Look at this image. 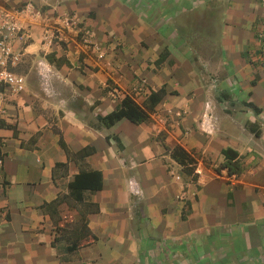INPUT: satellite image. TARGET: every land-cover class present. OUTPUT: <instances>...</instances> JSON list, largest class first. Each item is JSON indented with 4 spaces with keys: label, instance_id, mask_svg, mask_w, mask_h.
I'll list each match as a JSON object with an SVG mask.
<instances>
[{
    "label": "crops",
    "instance_id": "crops-1",
    "mask_svg": "<svg viewBox=\"0 0 264 264\" xmlns=\"http://www.w3.org/2000/svg\"><path fill=\"white\" fill-rule=\"evenodd\" d=\"M26 4L31 38L10 67L24 91L0 82V264H264V0H0ZM143 84L168 92L150 123L98 121ZM61 140L94 147L83 164L103 174L87 193L97 240L73 253L44 209L81 171ZM177 145L202 175L172 158ZM228 148L236 179L216 171Z\"/></svg>",
    "mask_w": 264,
    "mask_h": 264
},
{
    "label": "trees",
    "instance_id": "trees-1",
    "mask_svg": "<svg viewBox=\"0 0 264 264\" xmlns=\"http://www.w3.org/2000/svg\"><path fill=\"white\" fill-rule=\"evenodd\" d=\"M262 54L264 56V48ZM162 57L163 55H161V60ZM167 94L168 92L166 89L151 91L141 103H138L130 97H124L112 113L105 117H98V121L105 127H112L124 119L137 123H150L152 115L156 112L158 105ZM246 106L253 108L257 113L261 112V109L252 103L246 104ZM247 128L255 135L260 136L261 133L256 129V125L247 124ZM61 145L68 155L72 156L73 159L79 163L81 171L75 176L73 181L69 183L68 194L61 195L52 203L46 204L44 209L54 219L56 230L59 234L56 241H66L68 243L67 251L73 253L79 247L88 245L97 240V238L90 232L87 221L90 213H96L99 211V206L87 200V193H95L103 189V174L100 171L89 170L84 167L83 163L86 158L96 152L94 147H86L76 154H71L63 140H61ZM118 145L121 147L120 141H118ZM170 151L172 158L183 167L187 174L193 175L195 178L196 176L198 177L196 173L198 158L196 156L187 152L180 145L175 146ZM222 154L225 158V163L220 165L216 171L220 173L222 169H227L229 175L242 174V169L240 167V154L231 148L223 150ZM0 157H2L1 149ZM61 168L67 170V164H59L57 166V169ZM186 206L189 208L190 204L187 203ZM66 210L78 214L79 220H64L63 217ZM185 217L186 216H183V218ZM69 227L73 228L71 229Z\"/></svg>",
    "mask_w": 264,
    "mask_h": 264
},
{
    "label": "built area",
    "instance_id": "built-area-1",
    "mask_svg": "<svg viewBox=\"0 0 264 264\" xmlns=\"http://www.w3.org/2000/svg\"><path fill=\"white\" fill-rule=\"evenodd\" d=\"M34 10L32 4H26L19 8L0 6V82L12 88V92L15 94L24 91L25 81L21 76L10 70V67L15 65L19 59L15 53L14 47L19 40L31 38L30 21ZM67 21L75 30L76 38L81 37L87 45L92 44H90L89 31L81 28L74 16L67 18ZM52 30L55 31L56 28H52ZM91 46L99 52L101 58H105V50H102L95 44ZM114 92L118 94L117 91ZM149 94L148 88L143 84L132 92L125 93L124 97H130L138 103H141ZM6 114V94L2 92L0 93V117H4ZM196 173L199 174V176L202 175L200 171ZM227 175L229 179H236L238 177V175H229V173Z\"/></svg>",
    "mask_w": 264,
    "mask_h": 264
},
{
    "label": "rangeland",
    "instance_id": "rangeland-1",
    "mask_svg": "<svg viewBox=\"0 0 264 264\" xmlns=\"http://www.w3.org/2000/svg\"><path fill=\"white\" fill-rule=\"evenodd\" d=\"M199 175V174H198ZM68 213V212H67ZM70 215L72 216L71 218H73V216H75V212H71Z\"/></svg>",
    "mask_w": 264,
    "mask_h": 264
}]
</instances>
